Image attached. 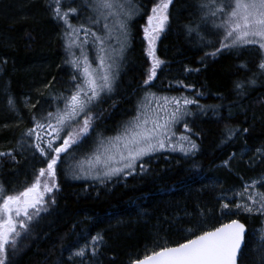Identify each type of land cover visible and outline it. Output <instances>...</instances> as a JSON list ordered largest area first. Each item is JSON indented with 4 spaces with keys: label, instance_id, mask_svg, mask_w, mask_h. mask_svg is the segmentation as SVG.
Returning a JSON list of instances; mask_svg holds the SVG:
<instances>
[{
    "label": "trees",
    "instance_id": "obj_1",
    "mask_svg": "<svg viewBox=\"0 0 264 264\" xmlns=\"http://www.w3.org/2000/svg\"><path fill=\"white\" fill-rule=\"evenodd\" d=\"M159 2L133 0L139 14L127 21L113 91L91 107L96 114L88 135L62 155L57 167L59 190L52 206L35 219L27 240L16 250L8 248L5 264H132L233 219L247 227L238 264H264V213L234 207L245 202L240 194L246 198L244 187L253 181L256 187L249 192H264V73L257 69L259 54L247 47L206 55L219 47L222 30L213 25L222 15L212 17L201 7L210 0H171L154 46L162 63L145 85L153 61L144 28ZM90 5L91 0H60L62 12L77 9L69 15L74 27L98 32L102 24L91 22L96 14ZM55 7L56 0H0V152L12 153L0 156V185L9 194L46 167L44 158L29 147L34 137L24 135L33 126L32 116L55 112L63 103L54 98L69 95L73 88L74 70L65 63L70 59V29L55 18ZM148 93L196 101L186 106L190 114L174 130L188 136L195 150L155 152L137 162L132 174L103 182L66 173L67 162L73 161L70 153L91 152L101 138L136 115ZM229 129L235 133L231 138ZM224 203L231 211L222 210ZM98 234L103 240L93 254L92 237ZM80 248L86 249L82 258L73 255Z\"/></svg>",
    "mask_w": 264,
    "mask_h": 264
},
{
    "label": "snow or ice",
    "instance_id": "obj_2",
    "mask_svg": "<svg viewBox=\"0 0 264 264\" xmlns=\"http://www.w3.org/2000/svg\"><path fill=\"white\" fill-rule=\"evenodd\" d=\"M170 2L171 0H160L152 7L151 15L147 17L148 26L144 28V32L149 41L148 55L152 57L153 62L147 79L144 80L145 85L155 78L156 69L162 63L155 57L152 45L168 20L167 9ZM90 6L96 14L94 18H90L91 22L95 25L102 24L99 33L83 25L80 28L74 27L69 22V15H75L77 9L69 8L62 12L60 0H56L55 18L64 21L70 29L66 35L73 37L66 47L71 59L65 61L74 70L71 77L73 88L69 95L54 98L62 101V108L57 107L55 112L48 111L46 114H34L31 118L33 126L24 134L29 138L34 137V142L29 144V147L34 148L44 158L46 167L40 168L31 186L20 192L9 194L4 186L0 185V264H5L7 247H14L22 231L23 234L27 233L33 217L46 210L43 208L45 195L59 190L56 176L57 167L62 163V154L68 153L73 145L79 144L88 135L92 126L91 106L98 102L102 93L112 91L118 68L117 58L122 55L128 37L127 21L133 15L139 14V8L133 4V0H91ZM201 7L207 8L208 15L212 17L218 14L223 17L219 24L213 25L222 30L219 47L206 55L214 57L223 49L253 47L260 57L257 69L264 73V0H229L227 3L210 0V3L202 4ZM80 29H83L85 38L77 43ZM189 31L193 29L190 28ZM89 35L95 48L94 60L89 58L85 49V45L89 43ZM113 39L119 43V49L109 43ZM73 48L79 49V55L72 51ZM237 87L241 85L237 84ZM153 101L155 107L152 106ZM195 103V100L187 97L157 98L155 94L148 93L137 106L136 115L122 125L117 135L101 139L88 159L79 162L78 169L72 173L73 178L91 176L103 182L105 179L119 176L125 170L130 175L135 171L137 162L142 161L144 157L166 147L175 150L172 143L175 136L173 126L190 114L186 111V106ZM9 105L14 108L11 98ZM185 129L190 131L187 125ZM227 134L231 138L235 133L229 129ZM179 139L187 141L190 145L187 150L181 145V151L197 148L188 136L182 135ZM57 141L62 142L57 144ZM0 156H12V153L0 152ZM85 163L87 168L84 167ZM224 164L227 166L228 161ZM139 167L141 171L144 170L143 163H140ZM256 184L257 182L253 181L245 185L243 191L248 195L245 198L243 193L240 194L245 202L235 203L237 210L264 213V192H249ZM261 186L264 187V184ZM249 201L251 203H248ZM30 209L33 211L30 212ZM222 210L231 211L229 203H224ZM244 233L245 225L233 219L211 231H203L202 234L175 247H162L142 260L133 261L132 264H237ZM102 240L103 237L99 234L92 237L93 254L96 251L95 245ZM85 254V248L73 253L81 258Z\"/></svg>",
    "mask_w": 264,
    "mask_h": 264
},
{
    "label": "rangeland",
    "instance_id": "obj_3",
    "mask_svg": "<svg viewBox=\"0 0 264 264\" xmlns=\"http://www.w3.org/2000/svg\"><path fill=\"white\" fill-rule=\"evenodd\" d=\"M111 21V19L109 20V23H111L110 22ZM147 26H148V23L146 24ZM163 29H164V27H163ZM100 31V29H98V32ZM161 32H163V30H161L160 32H159V34L161 33ZM80 34L78 35V39H77V43H79L80 41H82V40H84V32H83V29H80V32H79ZM159 34L156 36V39L154 40V42H153V48H154V46L156 45V43H157V40H158V37H159ZM73 37H70L69 39H68V42L72 39ZM88 40H89V43L87 44V45H85V49H86V51H87V53H88V55H89V58L90 59H93L94 60V58H95V48H94V46L92 45V43H91V40H92V37H91V35H89L88 36ZM109 43L112 45V47H114V48H117V49H119V47H120V45H119V43H117V41L115 40V39H113V40H111V41H109ZM147 46H148V48H149V41H147ZM92 45V47H93V49L92 48H90L91 47V45ZM155 50V49H154ZM72 51H74V52H76V54L77 55H79V49H77V48H73L72 49ZM70 59H71V57H70ZM117 63H118V68L116 69V78H117V76H118V74L120 73L119 72V70H120V68H121V56L120 57H118L117 58ZM95 66V65H94ZM116 78H115V80H116ZM114 84V83H113ZM113 88V87H112ZM113 91V90H112ZM111 91V92H112ZM107 93H110V92H106V93H102V94H107ZM102 94H101V96H102ZM160 96H157V98H159ZM164 97V96H163ZM8 103H9V101H8ZM93 106V105H92ZM91 106V107H92ZM153 107H155V101H153V105H152ZM63 107V106H62ZM61 107V108H62ZM95 112H93V111H91V116H92V118L95 116ZM180 125V122H178V123H176L174 126H173V131L176 129V126H179ZM76 125H73V127H75ZM121 129V126H120V128L114 133V134H112V135H110V136H107V137H103V138H108V137H114L115 135H117V133H118V131ZM175 132V131H174ZM66 133H62V135H65ZM181 136H179V135H177L176 133H175V136H173V138H172V143H173V145H175V150H171L170 148H165L164 150H161V151H172V152H181V153H185V152H188V151H181V145H183V147L187 150L189 147H190V145L188 144V142L187 141H181L179 138H180ZM103 138H101V139H103ZM62 141H57V144H59V143H61ZM97 148V146L94 148V149H92L91 150V152L90 151H87L86 153H83L82 151H81V149H79V151H75V152H73V153H70L69 154V157H70V159H72L73 161H72V163L70 162V161H68L67 162V165L69 166V168H68V170H67V172L66 173H69L72 177H73V172L74 171H76L77 169H78V167H79V162H84V161H86L87 159H88V157L93 153V151L95 150ZM159 152V151H158ZM63 155V154H62ZM68 159V157L66 158V160ZM84 167L85 168H87V164L85 163L84 164ZM125 172H127V170H125ZM124 172V173H125ZM123 173V174H124ZM38 174H35V176L31 179V181L29 180V182L24 186V188H22L21 190H19L18 192H20V191H22V190H24L25 188H27V187H29V186H31V184L34 182V180H35V178H36V176H37ZM121 175V174H120ZM57 179V178H56ZM80 179H82V180H90V179H93V178H91V176H88L87 178H84L83 176H82V178H80ZM97 180V179H96ZM57 181V180H56ZM44 200H45V204L43 205V208L44 209H46V210H42L41 212H40V214L38 215V216H34L33 217V220L30 222V224H29V229H28V231H27V233L26 234H23V231H22V235H21V237L20 238H18V240H17V243H16V245L14 246V247H12V246H9V247H7V250H8V248L11 250V251H13V250H16L15 248L17 247V246H19L18 244L21 242V241H24V240H27L28 238H29V234L31 233V231H32V228H33V225L35 224L34 222H35V219H37L42 213H44V212H46L51 206H52V204H53V200H55V190L52 192V193H50V194H46L45 195V197H44ZM30 212H32L33 210L32 209H30L29 210ZM9 255H10V253H8V251H6V258H5V262L7 261V259H8V257H9Z\"/></svg>",
    "mask_w": 264,
    "mask_h": 264
},
{
    "label": "water",
    "instance_id": "obj_4",
    "mask_svg": "<svg viewBox=\"0 0 264 264\" xmlns=\"http://www.w3.org/2000/svg\"><path fill=\"white\" fill-rule=\"evenodd\" d=\"M236 220H238V219H236ZM240 221V220H239ZM241 223H243L242 221H240ZM227 223H229V222H227ZM244 224V223H243ZM245 225V224H244ZM246 233H247V227H246V225H245V233H244V238H243V241H242V244H241V249H240V251H239V253H238V256H237V264H238V259H239V255H240V252H241V250H242V248H243V246H244V243H245V236H246ZM195 238V237H194ZM193 239V238H192ZM173 247H175V246H173ZM145 258V257H144ZM144 258H142V259H144ZM142 259H139V260H142Z\"/></svg>",
    "mask_w": 264,
    "mask_h": 264
}]
</instances>
